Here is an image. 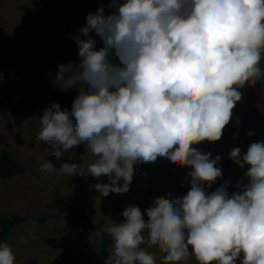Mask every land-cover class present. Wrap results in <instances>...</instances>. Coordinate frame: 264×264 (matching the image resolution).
I'll return each instance as SVG.
<instances>
[{
    "label": "clouds",
    "instance_id": "1",
    "mask_svg": "<svg viewBox=\"0 0 264 264\" xmlns=\"http://www.w3.org/2000/svg\"><path fill=\"white\" fill-rule=\"evenodd\" d=\"M108 8L88 13L70 37L78 60L59 64L53 84L78 95L70 110L47 107L36 137L57 159L81 144L96 159L87 175L49 159L38 171L94 177L107 197L130 190L137 164L162 158L191 169L190 190L155 197L147 220L129 205L121 222L103 225L112 242L104 264H264V141L228 153L246 168L231 193V180L208 191L223 157L196 147L220 141L241 89L264 80V0H109ZM0 264H16L7 241Z\"/></svg>",
    "mask_w": 264,
    "mask_h": 264
},
{
    "label": "rangeland",
    "instance_id": "2",
    "mask_svg": "<svg viewBox=\"0 0 264 264\" xmlns=\"http://www.w3.org/2000/svg\"><path fill=\"white\" fill-rule=\"evenodd\" d=\"M108 3L109 0H77V3L72 0H0V50L21 61L24 77L34 90L33 93L21 92L24 84L14 72V63L9 57H0V148L9 149L18 161L36 171L33 174L28 169L0 179V208L37 216L52 213L57 189L68 204L80 206L88 214L98 236L107 240V256L112 242L101 234L103 225L121 222L122 212L129 205H138L147 220L146 210L155 197L186 194L182 178L191 170L174 167L162 158L154 163L135 165L130 190L120 194L123 207L111 216L108 211L117 203L115 193L100 197L93 187L98 182L96 178L38 171L49 159L57 169L64 162L78 163L79 170L87 175L88 165L96 159L83 144L57 159L51 156V146L38 142L36 137L39 117L55 102L50 98L60 91L62 99L71 106L78 95L75 89L60 90L53 81L59 64L78 60L77 45L70 37L77 35L80 27L86 24L83 11L94 13L103 6L107 14L111 12ZM97 41L101 47L99 37ZM261 67L264 68V61ZM262 83L264 80L241 89L242 99L233 110V119L220 141L196 146L204 153L212 152L213 158L221 155L219 167L229 158L233 147L243 150L247 141L254 142L260 136L264 141V114L255 109L264 111L259 103L264 99ZM11 94H14L11 98L2 99ZM250 131L255 135H247ZM240 170L231 160V169L224 182L231 180L233 184ZM101 181L107 183L108 178L101 177ZM7 242L16 254V264H101L107 258L99 250V239L93 236V229L75 219L72 212L50 218L44 225L31 219L18 223L8 234ZM147 250L160 255L158 248ZM182 264L198 262L192 257Z\"/></svg>",
    "mask_w": 264,
    "mask_h": 264
},
{
    "label": "trees",
    "instance_id": "3",
    "mask_svg": "<svg viewBox=\"0 0 264 264\" xmlns=\"http://www.w3.org/2000/svg\"><path fill=\"white\" fill-rule=\"evenodd\" d=\"M72 1L77 3V0H72ZM79 8H81V6H79ZM83 14H84V19L86 21V16L88 13L86 11H83ZM95 38L97 39V37ZM1 43H2V40H1V32H0V47H1ZM97 47H99L98 44H97ZM0 57H9L14 63V66H15L14 72L18 76L19 81L24 84V88L21 90V92L33 93L34 92L33 88L30 86L27 79L24 77L23 71L21 69V61L12 56H8L6 53L2 52L1 50H0ZM13 95L12 94L7 95L5 97H2V99L11 98ZM50 100L55 101V103H59L63 109H69V110L71 109V106L62 99V92L60 91H58L53 97H51ZM262 140L263 138L260 136L254 142H259ZM251 143H252L251 141H247L243 146V150L246 151L247 147ZM28 169L33 174H36V171L33 170L29 165H27L24 162L18 161L9 149L5 147L0 148V179H8L16 174H21ZM221 169L223 172V176L220 179H218L217 182L212 186V188L208 189V191L210 192L214 191L217 187H219L220 185L224 183L225 178L229 174V171L231 169V160L229 158L223 161L221 165ZM244 171H246V168L241 169L237 173V176L232 186L229 189L230 193L232 191H236L235 184L243 176ZM182 188L185 191V193L188 190H190V184L187 183L186 181V174H184L182 178ZM115 197H116L117 203L111 210L108 211V214L110 216L114 212L122 209L123 207L120 194L115 193ZM67 212H72L74 214L75 219L84 222V224H88L90 228L93 229V236L99 239V250L100 252H102V254L105 257H107V251L105 248L107 244V240L104 238H100L98 236L97 232L94 230V227L90 221L88 214L80 206L68 204L64 194L57 189H55V192H54V212L52 213H46V214L37 216V214H33V213L20 214L17 212H8L0 208V241H7V237L11 229L18 223L31 219V220L36 221L39 224L44 225L48 219L53 218V217H59L61 215L66 214ZM104 262L105 261H103L101 264H104ZM237 264H239V261L237 262Z\"/></svg>",
    "mask_w": 264,
    "mask_h": 264
},
{
    "label": "crops",
    "instance_id": "4",
    "mask_svg": "<svg viewBox=\"0 0 264 264\" xmlns=\"http://www.w3.org/2000/svg\"><path fill=\"white\" fill-rule=\"evenodd\" d=\"M258 84H260V83H258ZM262 85H264L263 83H262ZM254 99H256V98H254ZM258 99V98H257ZM261 100V99H260ZM253 102V101H252ZM255 102V101H254ZM259 103H261V109L262 108H264V99L263 100H261V102H259ZM254 105V104H253ZM255 107V106H254ZM256 109V111L258 112V113H261V114H264V111L263 110H260V112L258 111V109H257V107L255 108ZM263 141V140H262Z\"/></svg>",
    "mask_w": 264,
    "mask_h": 264
}]
</instances>
